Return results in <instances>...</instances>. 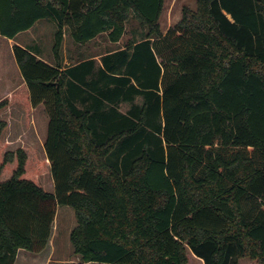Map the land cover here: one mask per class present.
I'll list each match as a JSON object with an SVG mask.
<instances>
[{
	"label": "trees",
	"instance_id": "trees-1",
	"mask_svg": "<svg viewBox=\"0 0 264 264\" xmlns=\"http://www.w3.org/2000/svg\"><path fill=\"white\" fill-rule=\"evenodd\" d=\"M164 3L0 0V35L57 25L53 63L13 47L16 100L49 114L54 190L35 148L0 141V264L44 250L61 205L74 264H264V0H197L165 33ZM131 17L141 39L63 68L65 28L80 45L119 42Z\"/></svg>",
	"mask_w": 264,
	"mask_h": 264
},
{
	"label": "rangeland",
	"instance_id": "rangeland-1",
	"mask_svg": "<svg viewBox=\"0 0 264 264\" xmlns=\"http://www.w3.org/2000/svg\"><path fill=\"white\" fill-rule=\"evenodd\" d=\"M189 6L192 9L196 8L197 0H165L163 12L160 17V23L163 30L168 25H173L179 20L182 15L183 6ZM40 39H26L32 45L38 44L42 49L43 56L47 57L52 52V45L54 42L57 25L53 20L47 19L39 26ZM140 22L135 18L127 22L126 33L124 37L117 43H111L107 39V35L103 34L98 39H95L87 47L88 51L92 53H99L108 48L115 49L125 46L130 40L141 39L143 31ZM35 36V35H34ZM36 37V36H35ZM31 38V37H30ZM69 45V43H68ZM85 50V47H80V50ZM9 98V105L0 111V118L7 122V127L3 132L2 140L5 143L3 149H15L21 145H28L30 143L44 142L45 131L49 123V114L45 105L38 107L29 116L23 104H20L15 98V92L2 94L0 92V101ZM121 109L126 111L127 104H122ZM46 130V129H45ZM41 147L36 149L40 153ZM39 156V154H38ZM49 177L43 181L47 190H53L49 184ZM77 224L75 211L71 206L61 205L57 208L56 219L53 227V234L49 245L42 250L40 256H35V259H30V263L35 264H74L81 260L80 256L75 254L74 247L71 242L70 233ZM35 252H31L34 255ZM249 258H244L240 264H250ZM23 264H27L26 262ZM91 264V263H87ZM188 264H204L200 258L192 256Z\"/></svg>",
	"mask_w": 264,
	"mask_h": 264
},
{
	"label": "crops",
	"instance_id": "crops-1",
	"mask_svg": "<svg viewBox=\"0 0 264 264\" xmlns=\"http://www.w3.org/2000/svg\"><path fill=\"white\" fill-rule=\"evenodd\" d=\"M196 8H197V6H196ZM196 8H193V9L195 10ZM180 19H181V17L179 18V20ZM45 20H47V19H42V20L37 21L31 28L19 32L13 38H9V37L0 35V92L2 94H4V93L7 94L10 92L14 93L20 87L25 85V80H24V78L20 72V69L18 67L16 58L14 55V51H13V47L15 44L20 45L22 47H31L32 46L39 53L40 58H42V59H44L50 63L54 62V56H53L52 52L50 55L45 57V56H43L42 49L40 48V46L38 44L32 45L31 43L28 42V40H26V39H40L39 35H36V34H38L40 31L39 30L40 24ZM54 24H56V23L54 22ZM170 26H172V24L168 25L165 30L162 29L163 32L165 33ZM103 34L107 35V33H103ZM103 34L97 36L95 39H98ZM124 35H123V37H124ZM107 39H109L108 35H107ZM94 40H92L91 42H93ZM91 42H89L85 45H80V44L75 43L74 40L72 39L71 35H70V31L67 28H65L64 29L63 47H62L63 68L73 65L79 57L80 58H94V59L100 61V58L102 57V55L106 54L107 52L122 49L125 47V46H123L121 48H115V49L108 48L107 50H104V51L99 52V53H92V52L88 51V47H87ZM68 43H69V45H68ZM111 43H117V42H111ZM80 47H85L86 49L80 50ZM40 106H43V104H40L37 107H35L32 110V112H34V110ZM45 129H44V131H45L44 132L45 133L44 142L35 143V144L30 143L27 146L33 147L35 149L38 146L41 147L40 153H38L39 154V161L41 163H43L44 165H46L47 168L49 169V171L45 175L41 176V182L45 187V184L43 183V181L47 180L49 177V179H50L49 184L51 185V188L54 190V180H53L52 173H51V162H50V160L47 156L46 150H45V140L47 137L48 125H47V128H45ZM2 136H3V134L1 135V140H0L1 141V147L5 144V143H3ZM4 150H6V149H4ZM7 150H9V149H7ZM53 190H50V191H53ZM31 252L32 251H29L26 249H19L15 264H23L25 262L27 264H35V263H30L29 262L30 259H35V256H40V254L43 251L35 252L34 255H32Z\"/></svg>",
	"mask_w": 264,
	"mask_h": 264
}]
</instances>
